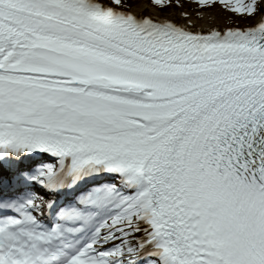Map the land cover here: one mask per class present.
I'll list each match as a JSON object with an SVG mask.
<instances>
[{
  "label": "snow or ice",
  "instance_id": "1",
  "mask_svg": "<svg viewBox=\"0 0 264 264\" xmlns=\"http://www.w3.org/2000/svg\"><path fill=\"white\" fill-rule=\"evenodd\" d=\"M193 2L0 0V264H264V0Z\"/></svg>",
  "mask_w": 264,
  "mask_h": 264
},
{
  "label": "bare ground",
  "instance_id": "2",
  "mask_svg": "<svg viewBox=\"0 0 264 264\" xmlns=\"http://www.w3.org/2000/svg\"><path fill=\"white\" fill-rule=\"evenodd\" d=\"M146 2V0H145ZM220 6V5H219ZM193 0H188L181 7H174L172 11H162L163 9L152 6L150 3L147 5H142V2L133 4L130 7V11L136 13L137 15H152L161 18H167L176 23L188 24L197 30L207 29L211 26H232L235 23L247 24L249 21L239 20L237 17L226 12L221 6L218 9H202L197 8ZM188 13L187 18H185L182 13Z\"/></svg>",
  "mask_w": 264,
  "mask_h": 264
},
{
  "label": "rangeland",
  "instance_id": "3",
  "mask_svg": "<svg viewBox=\"0 0 264 264\" xmlns=\"http://www.w3.org/2000/svg\"><path fill=\"white\" fill-rule=\"evenodd\" d=\"M139 2H142V5H147V4H149L148 2H147V0H146V2H145V0H129V3L131 4V6L133 5V4H136V3H139ZM186 2H188L187 0H180V4L181 5H183V4H185ZM174 7H177V6H175V5H173V6H171V7H167V8H164L162 11H172V10H174L173 8ZM181 7V6H180ZM197 8H201V7H197ZM213 8H215V9H218V8H221L220 6H219V4H217L215 7H210V8H204V9H209V10H211V9H213ZM203 9V10H204Z\"/></svg>",
  "mask_w": 264,
  "mask_h": 264
}]
</instances>
